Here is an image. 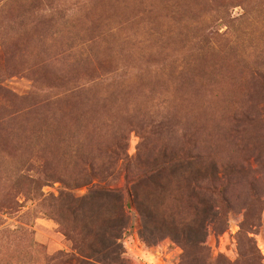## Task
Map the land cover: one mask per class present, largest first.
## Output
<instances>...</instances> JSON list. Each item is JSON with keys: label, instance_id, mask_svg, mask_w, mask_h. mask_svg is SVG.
<instances>
[{"label": "rangeland", "instance_id": "374dc122", "mask_svg": "<svg viewBox=\"0 0 264 264\" xmlns=\"http://www.w3.org/2000/svg\"><path fill=\"white\" fill-rule=\"evenodd\" d=\"M163 150L207 160L149 188L159 239L130 204L117 264H264V0H0V264H78L65 180L129 190L124 169ZM214 164L221 229L185 247L169 222L202 236L184 178Z\"/></svg>", "mask_w": 264, "mask_h": 264}, {"label": "trees", "instance_id": "16d2710c", "mask_svg": "<svg viewBox=\"0 0 264 264\" xmlns=\"http://www.w3.org/2000/svg\"><path fill=\"white\" fill-rule=\"evenodd\" d=\"M110 155L109 161L112 162L115 159L114 169L118 170L119 158H114L115 154ZM206 160L199 154L167 152V150L161 151L156 158L146 157L143 160L139 155L137 161L142 165L140 168L133 171H130L129 168L124 169V181L126 185H131L129 190L124 191L120 188L111 189V187L94 184L92 180L93 169L82 170L85 172L65 180L63 191L54 201L53 209L56 211L55 218L71 242V233L73 232H68L61 223L64 219L66 221L69 215L73 219L77 217L82 219L83 228L78 235L81 237L82 243L74 245L75 253L79 258L78 264H117L120 261L123 251L122 237L130 226L129 206L131 203L136 206L141 217L142 232L150 231L149 237L145 238V241L150 243V241L159 239L157 237L158 221L154 216L156 207L153 205L151 199L153 196L149 188L154 187L158 191L163 190L161 178L167 167L170 169H190L192 165ZM110 166L109 170L113 165ZM109 170L104 168L102 173L105 174ZM196 172L189 174L184 180L188 193L186 200L188 208L194 212L195 219L192 222L197 224L202 239L198 241L190 238L191 227L187 220L181 221L180 224L169 222L168 226L171 227L170 233H174L173 238L176 241L184 243L185 247L197 249L204 243L209 224H213V228H217L219 231L221 229L219 227L221 225L218 226L216 220L218 221L217 218L220 215L219 205L223 202L220 195L225 187L224 184L220 185L219 188L216 185L222 180L217 176L219 169L215 167V164L212 170L209 168L203 174H199L200 169H197ZM83 187L88 189L87 194L79 198L75 197L72 191ZM161 225L165 226L163 223ZM63 256L60 253L51 259L44 258V264H56Z\"/></svg>", "mask_w": 264, "mask_h": 264}]
</instances>
